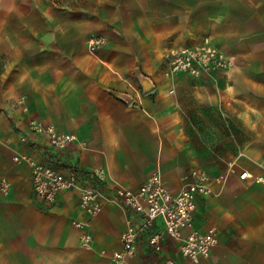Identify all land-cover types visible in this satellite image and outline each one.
<instances>
[{
	"label": "crops",
	"instance_id": "1",
	"mask_svg": "<svg viewBox=\"0 0 264 264\" xmlns=\"http://www.w3.org/2000/svg\"><path fill=\"white\" fill-rule=\"evenodd\" d=\"M81 1L0 0V264H264V183L253 178H264V0ZM90 35L105 44L89 50ZM204 41L232 67L165 76L166 50ZM31 119L76 139L55 150L26 131ZM26 156L107 195L155 170L177 192L192 169L204 170L215 180L193 226L215 227L218 242L193 263L179 241L164 237L155 253L141 237L117 263L129 211L105 200L89 218L78 190L47 205L32 191ZM243 170L253 177L240 179ZM73 220L88 223L90 248Z\"/></svg>",
	"mask_w": 264,
	"mask_h": 264
},
{
	"label": "built area",
	"instance_id": "2",
	"mask_svg": "<svg viewBox=\"0 0 264 264\" xmlns=\"http://www.w3.org/2000/svg\"><path fill=\"white\" fill-rule=\"evenodd\" d=\"M102 35H91L87 39V47L94 50L105 44ZM166 62L165 76L183 74L198 78L215 72L227 70L233 65L232 59L216 46L204 41L201 44L170 48L163 53ZM26 112L27 108L22 107ZM30 134L44 136L47 144L55 150H63L76 139L72 132L58 130L52 124L31 119L26 125ZM23 136L21 141H25ZM30 168L31 188L35 196L47 205L53 204L57 195L66 190H78V206L87 217L98 215L105 200L120 202L131 216L126 217L125 228L120 234L121 251L113 252L114 260L124 262L131 255L137 240L145 237L148 246L155 253L162 251L164 237L179 241L180 254L193 263L209 257L211 250L218 242L217 229L209 227L205 230L193 226V212L199 198L212 193L211 182L215 180L206 171L192 169L191 181L179 191L172 192L167 188L161 174L153 171L136 189L117 186L107 195L95 182L83 183L75 173L62 174L50 166L37 162L33 157L26 156ZM253 177L243 170L240 179ZM256 182L264 183L261 176L253 177ZM8 188L4 178L0 176V190ZM156 219L160 220V230L153 229ZM73 226L80 231L79 240L83 248H90L93 237L85 221L73 220ZM166 264L173 260L167 258Z\"/></svg>",
	"mask_w": 264,
	"mask_h": 264
},
{
	"label": "rangeland",
	"instance_id": "3",
	"mask_svg": "<svg viewBox=\"0 0 264 264\" xmlns=\"http://www.w3.org/2000/svg\"><path fill=\"white\" fill-rule=\"evenodd\" d=\"M67 2L68 3H72V5H74V4H80V3H82V1L81 0H71V2H69V1H67V0H60V4H67ZM74 3V4H73ZM91 36V35H90ZM89 36V37H90ZM88 37V38H89ZM87 42V41H86ZM87 44V43H86ZM88 48V47H87ZM89 49V48H88ZM90 50V49H89ZM95 50V49H94ZM94 50H92V51H94ZM27 112V111H26Z\"/></svg>",
	"mask_w": 264,
	"mask_h": 264
}]
</instances>
